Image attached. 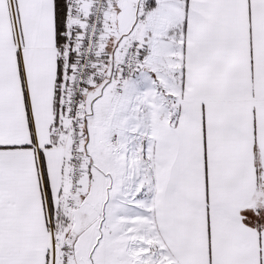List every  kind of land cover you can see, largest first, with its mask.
<instances>
[{
	"label": "snow or ice",
	"instance_id": "snow-or-ice-1",
	"mask_svg": "<svg viewBox=\"0 0 264 264\" xmlns=\"http://www.w3.org/2000/svg\"><path fill=\"white\" fill-rule=\"evenodd\" d=\"M0 264H264V0H0Z\"/></svg>",
	"mask_w": 264,
	"mask_h": 264
}]
</instances>
